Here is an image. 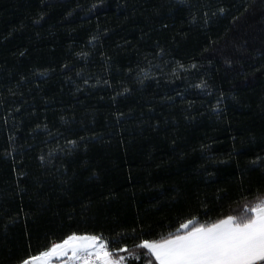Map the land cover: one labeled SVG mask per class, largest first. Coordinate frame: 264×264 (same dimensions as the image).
<instances>
[{"label":"trees","instance_id":"trees-1","mask_svg":"<svg viewBox=\"0 0 264 264\" xmlns=\"http://www.w3.org/2000/svg\"><path fill=\"white\" fill-rule=\"evenodd\" d=\"M260 199L264 0H0V264Z\"/></svg>","mask_w":264,"mask_h":264},{"label":"snow or ice","instance_id":"snow-or-ice-1","mask_svg":"<svg viewBox=\"0 0 264 264\" xmlns=\"http://www.w3.org/2000/svg\"><path fill=\"white\" fill-rule=\"evenodd\" d=\"M112 243L100 235L72 233L20 264H54L61 257L72 264H123L124 257L110 251ZM137 246L147 249L157 264H264V199L242 218L228 215L207 224L188 220L174 233L143 239Z\"/></svg>","mask_w":264,"mask_h":264},{"label":"water","instance_id":"water-1","mask_svg":"<svg viewBox=\"0 0 264 264\" xmlns=\"http://www.w3.org/2000/svg\"><path fill=\"white\" fill-rule=\"evenodd\" d=\"M69 257H61L59 259H55L54 262H62V261H65L67 260Z\"/></svg>","mask_w":264,"mask_h":264},{"label":"rangeland","instance_id":"rangeland-1","mask_svg":"<svg viewBox=\"0 0 264 264\" xmlns=\"http://www.w3.org/2000/svg\"><path fill=\"white\" fill-rule=\"evenodd\" d=\"M69 262H72V261L70 260V258H68L67 260L62 261V262H54V264H64V263H69Z\"/></svg>","mask_w":264,"mask_h":264},{"label":"crops","instance_id":"crops-1","mask_svg":"<svg viewBox=\"0 0 264 264\" xmlns=\"http://www.w3.org/2000/svg\"><path fill=\"white\" fill-rule=\"evenodd\" d=\"M154 258V257H153ZM155 259V258H154ZM64 264H72V262H69V263H64Z\"/></svg>","mask_w":264,"mask_h":264}]
</instances>
